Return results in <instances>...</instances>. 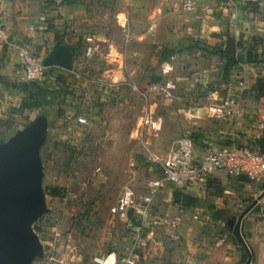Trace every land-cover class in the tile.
<instances>
[{
  "label": "rangeland",
  "instance_id": "rangeland-1",
  "mask_svg": "<svg viewBox=\"0 0 264 264\" xmlns=\"http://www.w3.org/2000/svg\"><path fill=\"white\" fill-rule=\"evenodd\" d=\"M87 1L86 12L92 24H86L83 32L91 40L84 41V51L73 54L76 79L59 86L60 94L47 114V127L36 153L45 211L28 226L42 248L32 264H100L103 258L123 257L133 243L137 221L132 211L113 213L112 209L129 190L139 197L147 195L161 176L156 164L149 160L148 151L165 157L186 135L203 134L215 141L210 138L214 134H199L200 129L191 128L189 122L185 125L191 111L208 102L205 85L209 82L204 78L199 84L191 73V65L198 60L197 52L192 54L186 48L192 41L185 38L181 45L178 41L171 44L179 53L171 62L159 63L153 55L155 43L145 40L146 0ZM127 7L134 14L131 36L129 32L126 35ZM89 46L93 50L87 54ZM111 46L118 51L111 53ZM167 63H173V68ZM158 78L161 80L154 83ZM216 82L223 83V79L217 78ZM169 83L176 88L166 96ZM213 112L209 109L207 115L211 118H205L211 130ZM79 117H85L88 124L80 125ZM143 117L164 121L158 130L147 126L141 137L134 130ZM34 120L9 116L0 124V142L14 138L18 130H25ZM9 123L18 125V130L7 127ZM222 136L216 139L225 141ZM53 189H59L61 194L53 195ZM189 189H184L183 197L201 194ZM198 199L201 208L213 205L208 195ZM166 205L171 209L165 211ZM153 207L162 209L164 217L176 218L179 225L186 219L184 215L192 216L174 200L170 185L160 190ZM193 213L202 222L207 219V211ZM169 229L166 225L146 229L141 264L161 260L146 255L147 246H158L159 242L165 245Z\"/></svg>",
  "mask_w": 264,
  "mask_h": 264
},
{
  "label": "crops",
  "instance_id": "crops-1",
  "mask_svg": "<svg viewBox=\"0 0 264 264\" xmlns=\"http://www.w3.org/2000/svg\"><path fill=\"white\" fill-rule=\"evenodd\" d=\"M53 1L52 4H47L44 0H0V11L11 41L46 57L57 44L55 31L60 27L70 26L74 32L69 28L65 31V35L72 41L69 47L73 54L81 53L85 49L84 41L91 40L83 32L86 24H92L90 15L86 12L88 1ZM188 1H196L198 8L186 10L184 4ZM124 12L125 25L128 27L126 35L129 32L131 36L130 27L133 25L134 14L129 7ZM60 32L64 33L63 30ZM228 35L242 43L238 52L240 62L231 71L228 82L217 83V78L223 76L221 66L225 61L214 54L213 48L224 44ZM185 38L192 41V54L197 52L198 60L191 65L195 82H209L205 85L207 104L203 103L202 107L191 111V119H186L185 125L189 122L188 126L191 128L200 129L199 134H214L210 138L215 141H210L217 147L230 146L233 142L256 145L254 142L264 137V61L260 55L264 52V0L145 1V40L162 45H175L178 41L181 45L186 42ZM113 50L117 52L118 48L111 46V53ZM249 53L258 60L247 62ZM166 65L173 68V63ZM74 68L72 61L71 70H67V84L76 79ZM0 77L17 83L29 82L15 49L11 47L7 49L0 65ZM24 97L25 92L20 88L0 83V124L11 116V109L18 107ZM232 100L236 101L233 105L230 104ZM227 107L232 109L231 115L226 114ZM209 109L214 110L213 130L207 128L208 120L205 119L211 118L207 115ZM163 121L164 118H159L153 122L160 129ZM197 136L201 139L196 141V145L201 150L202 141L208 137L204 138L203 134ZM218 136L225 138V141L216 139ZM209 179L220 182L224 190L221 197L208 194ZM209 179L205 183L194 185L189 191L201 193L202 196L208 195L216 210L201 208L200 203L196 207H186L192 216L184 215L186 219L182 224L175 228L169 227V235L166 237L168 242L165 245L160 242L158 246L148 244L149 252L146 255L161 259L148 264H245L248 261L246 249L234 237L226 223L230 218L238 219L259 198L264 191V181H250L243 176H229L225 172H218ZM201 194L198 197L191 194L189 196L198 199L202 197ZM164 207L165 211L171 209L170 205ZM174 210L178 211V207ZM199 210L207 211L204 222L199 215L193 216V212L198 213ZM154 211L157 212L158 209L154 207ZM158 212L163 214L160 208ZM241 233L251 253L249 264H264V196L243 216ZM150 250H154L153 253ZM106 264H114V258H107Z\"/></svg>",
  "mask_w": 264,
  "mask_h": 264
},
{
  "label": "built area",
  "instance_id": "built-area-1",
  "mask_svg": "<svg viewBox=\"0 0 264 264\" xmlns=\"http://www.w3.org/2000/svg\"><path fill=\"white\" fill-rule=\"evenodd\" d=\"M186 10L198 8L196 1L184 4ZM15 49L20 64L24 68L29 81L42 83L48 76V67L45 66V56L35 54L27 47L11 41L6 28L4 17L0 11V65L8 48ZM93 47L86 50L90 54ZM176 88L174 83L167 85L166 96H171ZM136 90V89H135ZM232 100L230 104H235ZM224 108L222 113H224ZM226 114L231 115L232 109L227 107ZM141 124L134 130V134L143 135L147 126L150 130H158L156 123L149 117H143ZM80 125L88 124L85 117H79ZM203 149H198L195 140L186 135L178 145L165 157L159 158L149 150V160L154 162L161 171V176L154 181L147 195L136 196L132 190L118 200L113 207V213H129L136 217L137 225L134 228V240L128 252L121 258H114V264H141L143 260L145 231L152 224H161L168 227H177L178 220L164 217L154 211L153 201L166 185H170L173 192L176 189L184 191L194 185L202 184L218 172H225L229 176H243L250 181H264V151L258 145L235 144L230 146H215L209 139L202 141ZM198 218V216H195ZM106 264V259L99 260Z\"/></svg>",
  "mask_w": 264,
  "mask_h": 264
},
{
  "label": "water",
  "instance_id": "water-1",
  "mask_svg": "<svg viewBox=\"0 0 264 264\" xmlns=\"http://www.w3.org/2000/svg\"><path fill=\"white\" fill-rule=\"evenodd\" d=\"M72 61L70 47L57 43L46 56L44 64L48 68L71 70ZM47 114L38 115L32 125L18 130L14 138L0 143V264H32L42 252L41 245L31 235L28 226L45 211L39 188L40 170L36 153L47 127ZM263 196L264 191L259 198ZM173 197L177 203H182L183 191L176 189ZM258 199L238 219L230 218L226 223L248 253L249 259L245 264H249L251 253L241 233V222Z\"/></svg>",
  "mask_w": 264,
  "mask_h": 264
},
{
  "label": "trees",
  "instance_id": "trees-1",
  "mask_svg": "<svg viewBox=\"0 0 264 264\" xmlns=\"http://www.w3.org/2000/svg\"><path fill=\"white\" fill-rule=\"evenodd\" d=\"M47 4H52L53 0H44ZM72 27H60L58 31H55V42L59 44H66L70 46L72 41L65 35L66 29L68 30ZM64 31L61 34L60 31ZM74 32V29L72 30ZM190 48L191 47H186ZM242 48V43L237 40L235 37L228 35L226 37L225 43L215 46L213 48V52L216 56L219 57L220 60L225 61L222 70L223 76L222 79L225 82H228L231 77V71L233 68L239 64L240 59L238 57V52ZM179 53V50L174 48L172 45H162V44H155L153 46V55L157 59L159 63H166L171 62L172 58ZM261 55V59L264 61V52ZM258 59L255 56L252 57V53L248 54L247 62L253 63L256 62ZM48 76L45 81L42 83L32 82L29 81L27 83H17L16 81H12L6 77H0V83L3 85H8L16 88H20L22 91L25 92V97L23 98L20 105L16 108L11 109V115H19L23 117H37L40 114H47L50 110L52 105H54V99L56 95H59V86L67 84L69 79V72L67 70L61 68H48ZM161 78L155 80L154 83L160 81ZM68 85V84H67ZM62 116L63 114L60 113ZM59 115V117H60ZM54 120V119H52ZM10 122V121H9ZM7 127H12L14 130H18L19 126L15 125L14 123H9ZM191 137L196 141H199L201 138L198 136ZM235 144H239L233 142ZM254 144L260 146L264 151V137L257 139ZM208 194H214L217 197H221L224 193L223 187L221 186L220 182L217 179H209L207 182ZM53 195H60L61 192L59 189H53ZM198 199L191 197L189 195H184L182 200V205L185 207H196L198 205ZM181 204V203H180ZM212 210H216V207L212 205L210 207Z\"/></svg>",
  "mask_w": 264,
  "mask_h": 264
}]
</instances>
